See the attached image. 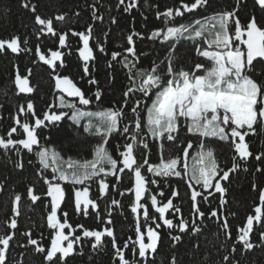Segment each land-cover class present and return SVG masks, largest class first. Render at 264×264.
<instances>
[{
  "label": "trees",
  "instance_id": "16d2710c",
  "mask_svg": "<svg viewBox=\"0 0 264 264\" xmlns=\"http://www.w3.org/2000/svg\"><path fill=\"white\" fill-rule=\"evenodd\" d=\"M25 0H0V40H10L19 37L21 48L19 53L10 50L0 52V138L9 139L8 133L13 127L17 132L13 133L11 139H26V134L19 124L29 123L35 128V120L42 119L45 114H59L68 112L69 115L58 122H45L35 128L38 144L33 146V151L23 149L21 145L0 148V235H12L10 248L7 253V264H48L44 254L37 253L35 246L27 243L28 237L25 233H31L40 246L46 251L51 246V238L54 230L47 225V216L50 212V197L47 196L48 184L45 180L60 183L65 189V200L59 210V219L64 222V212H67V220L70 227L66 232L81 237L74 244L73 254L65 258L62 264H119L116 255L117 248L124 253L129 264H172L173 259L177 264H264V205L260 204L258 190L253 191L252 185L256 184L258 189L264 187V176H261L256 168L264 170V164L255 160V155L264 153V127L256 126V131L250 133L246 142L250 145L253 156L247 162L239 161L240 167L235 172H230L228 181H220L226 188L223 194L225 203L221 204V194L215 192L214 188L204 190L200 185H194L195 190L201 191L202 195L197 198V205L204 217H198L192 209L191 192L193 183L187 176L183 175L184 158L182 149L191 142L193 147L188 149L189 156L187 164L191 169L193 158L199 151L198 140L204 142L213 149L214 156L222 171L229 170L233 163L234 148L230 141H220L216 138H198L186 131V124L181 118L179 132L176 133L177 141H167L166 138H153L148 132L146 125L147 109L155 99L156 93L167 86L171 78L167 75L168 57H173L174 67L177 71L184 69L202 75L203 69L197 70V63L209 66L211 64L206 58L196 54L194 49L200 46L207 49L208 45L203 39L193 43L188 39L176 41H162V38L150 39L153 31H166L167 26H179V24L192 25L196 20L205 22L206 18L215 16L223 11L235 9L237 0H209L210 6L198 8L192 13H184L183 16L174 17L170 22H165L157 14L169 8H177L182 0H135V7L125 11L132 0H125L120 4L119 0H28L30 4H36V12L25 9L22 5ZM247 7L238 10L241 23L247 22L250 17L255 16L260 24H264V12L259 11L254 0H243ZM39 14L42 18L53 20L56 35L41 31V26L35 24V16ZM63 15V21L56 20L57 16ZM115 20V23H113ZM91 28L89 45L93 49L94 59L89 61L90 72H83L84 62L79 57V50L83 43L79 35L73 33H86ZM230 32L234 33V25L230 26ZM133 33L136 57L131 56L126 50L130 47L127 36ZM65 36V46L59 44V36ZM27 41L24 44L23 41ZM174 43L175 52L169 48ZM239 43V42H235ZM103 48L104 51L100 49ZM37 49L46 58L51 57L52 51L62 53L63 67L61 61H56L53 69L39 59ZM119 53L117 60H112V54ZM136 64L134 68H126V62ZM260 60V58H257ZM254 64L257 61L253 62ZM264 64V61H260ZM111 65V67L109 66ZM152 66H158L162 77L159 89L153 88L147 96L140 92H133L129 97L124 93L129 87H136L129 79L138 70H149ZM27 76L29 86L33 88L32 93H19L14 80L16 74ZM67 76L81 89L85 97L91 100L87 106L79 104V98H71L65 95L68 102L75 103L84 112H103L108 109H123V116L119 123V131L108 136L105 145L113 159L117 160V170L114 174L94 177L86 182L89 187V197L97 203V209L89 206V214L77 212L74 205V189H82L84 185H72L64 181L54 180L52 167L67 169L69 160L84 163L95 158V148L103 143V138L97 135L95 129L99 127L100 121L96 117H84L78 123L71 119V110L60 107L61 94L55 87V77ZM96 80L90 84L89 80ZM139 81H137L138 83ZM100 92L101 99H95V93ZM139 101L138 116L132 112V108ZM33 104L32 113L26 110L27 103ZM25 108L21 113L20 108ZM139 118L143 130L137 135L134 156L137 164H141V172L146 179V192L141 200L143 208L134 214L131 207L135 201V193L132 190L135 184L134 169L119 171L122 165L120 151L124 150L126 143H131L132 135L136 134L135 121ZM91 123L92 128L84 131ZM124 126L130 131L123 133ZM143 143H142V142ZM148 145L145 148L143 145ZM47 148L49 152L48 169H44L37 156V151ZM58 153L60 159L52 163L51 154ZM181 157L179 166L182 176H156L147 171L148 165L142 164L146 158L149 164H159L161 159L169 157ZM264 159V157H262ZM23 164L22 168L17 164ZM247 168L248 171H244ZM106 171L110 167L105 165ZM108 184L105 195L99 192L100 180ZM155 180L156 183H151ZM215 182V181H214ZM33 189V194L39 199L35 202L28 196V189ZM176 192L178 195L172 196ZM163 193V195H161ZM20 195L21 201L18 205L19 215L13 212L15 196ZM155 195L157 206H162L167 200H173V209L165 213V218L172 219L174 225H178L180 219L189 221V230L180 233L178 227L172 229L163 225L159 219V213L151 205V196ZM207 197V199H205ZM115 200L118 204H113ZM262 208L260 222L254 220L253 231L250 241L254 244L252 250H245L237 243L240 229L246 226L248 216L255 217V208ZM180 209L176 212L174 209ZM147 209L149 217L143 215ZM216 211L217 216L212 217L211 212ZM110 213V215H109ZM98 214V215H97ZM16 219L17 228L11 229L9 224ZM111 223H108V221ZM196 221L199 232L192 231V221ZM227 220L230 227L228 232L231 239L226 238L222 221ZM141 227L147 243V229H156L160 234V241L156 253L140 258L136 240V228ZM82 226V227H81ZM110 228L115 236L116 247H113L112 237H103L100 247L94 249L92 244L94 238L84 237L85 230L104 231ZM172 235H180L181 241H172ZM127 244L125 248L124 245ZM235 247L237 251H232ZM228 256V260L224 257Z\"/></svg>",
  "mask_w": 264,
  "mask_h": 264
},
{
  "label": "snow or ice",
  "instance_id": "6c2138e0",
  "mask_svg": "<svg viewBox=\"0 0 264 264\" xmlns=\"http://www.w3.org/2000/svg\"><path fill=\"white\" fill-rule=\"evenodd\" d=\"M120 4H124L125 0H119ZM254 4L258 6L259 11L264 12V0H254ZM25 9H30L36 12V4H30L28 0L22 5ZM135 0L128 5L125 11L135 7ZM210 6L209 0H182L180 6L173 9L169 8L166 11L157 14V18L161 16L165 22H170L174 17L183 16L184 13H192L198 8ZM242 7H247L243 0H237L235 9L232 11H223L215 16L206 18L205 22L196 20L195 24L199 25L198 28H193L192 25L179 24V26H167L166 31H153L150 39L162 38V41H176L180 39H188L193 43L203 39V42L208 45L207 49L197 46L194 51L197 55L206 58L211 62L209 66L197 63L195 68L197 70L203 69L202 75H196L194 72L180 69L177 71L174 67L173 57L169 56V63L167 65V75L171 77L167 81V86L159 90L155 99L152 101L151 106L147 109L146 125L147 132L153 138H166L167 141H177L176 133L179 132V125L181 118L186 124V131L198 138H216L220 141H230V146L234 148L233 163L229 170L221 172L217 160L214 156L213 149L208 146L204 139L198 140L199 151L193 158V165L189 169L187 158L189 156L188 149L193 147L191 142H187V147L182 149L184 158V171L183 175L187 176L193 183H189V187L193 188L191 192L192 209L198 217H204V212L200 210L197 205V198L202 195L201 191L195 190L194 185H200L204 190L214 188L215 192L221 194V204L225 203L223 194L226 188L222 186L220 181H228L230 172H235L239 167V161L247 162L253 156L250 151V145L246 142L245 138L256 131V126L264 127V24H260L255 16L244 24L238 15V10ZM56 20L63 21V15L57 16ZM115 23V20H113ZM35 24L41 26V31L56 35L53 20L42 18L41 15L35 16ZM234 25V33L230 32V26ZM79 35L83 43V47L79 50V57L84 62L83 72L88 75L90 72L88 62L94 59L93 49L89 45L91 28L86 33H73ZM139 35L133 33L127 36V43L130 47L126 50L131 56L136 57L133 36ZM65 36H59V44L65 46ZM235 42H239L238 44ZM27 44V41H23ZM172 52H175L176 46L174 43L169 44ZM10 50L12 53H19L21 48V41L19 37L10 40H0V52ZM104 51L103 48L100 49ZM36 54L39 59L51 68H56V61H61L60 66L63 67L62 53L59 51H52L51 57L46 58L37 49ZM119 53L112 54V60H117ZM260 58V60H257ZM257 61L256 64L253 62ZM111 67V65H109ZM126 68L136 67L135 63L126 62ZM136 87H129L124 93L125 97H129L130 93L140 92L145 96L153 88L159 89L162 83V77L158 71V66H152L149 70H138L129 77ZM137 81H139L137 83ZM90 84H95L96 80L90 79ZM14 84L19 93H32L33 88L29 86V79L27 76H22L17 73L15 76ZM55 87L59 93L64 94L59 97L60 107L71 110L70 119L74 123H78L84 117H96L99 119V127L95 129L97 135L102 136L103 143L95 148V158L91 161L80 163L77 161L69 160L67 162L68 168L52 167L54 173V180L64 181L72 185H84L82 189H74V205L77 212H83L85 215L89 214V206L93 210L97 209V203L94 199L89 197V187L86 182L92 180L94 177L104 175H111L117 170V160L113 159L105 145L108 143V136L114 132L119 131V123L123 116V109H108L103 112H84L77 107L75 103L68 102L67 97H78L79 104L87 106L91 100L85 97V94L67 76L55 77ZM95 99H101L100 92L95 93ZM139 101L136 106L132 108L133 113L138 114ZM26 110L28 113L35 115L33 111V104L27 103ZM20 112L24 113L25 108L22 106ZM68 112H60L59 114H45L42 119L35 120V128L45 124V122H58L63 117L68 116ZM17 124L23 129L26 134V139L13 140L11 136L17 132V128L13 127L8 133L9 139L0 138V148L7 149L9 146L21 145L23 149L29 152L33 151V146L38 144L35 128L30 127L29 123ZM92 125L89 124L84 128V131H89ZM136 134L132 135L131 143H126L124 150L120 151L123 167L119 171L123 172L124 169H133V165H137L134 169L135 184L132 189L135 193V201L131 207L132 213H138V210L143 208L144 205L141 200L146 192V179L141 172V164H137V159L134 156L135 144L137 142V135L143 130L139 118L135 121ZM123 133L130 131L128 126H124ZM142 142V141H141ZM143 143V142H142ZM148 147L146 143L143 145ZM37 156L44 169L50 167L49 152L47 148L37 151ZM264 153L255 155V160L264 164ZM60 159L58 153L51 154L52 163ZM142 164H147V171L156 176H176L181 177L182 172L179 168L181 164V157H169L167 160L161 159L159 164H149L146 158L143 159ZM105 165L110 167V171H106ZM17 167L22 168L23 164L18 163ZM244 171H248L247 168ZM256 171L264 176V170L256 168ZM215 181V182H214ZM48 184L47 196L50 197V212L47 216V225L54 230V235L51 238V246L46 251L45 247L40 246L39 242L32 238L31 233H25L28 237L27 243L35 246L37 253L44 254V259L48 264H62L65 258L73 254L74 244L79 242L81 237L76 236L70 239L65 235V229L70 227L67 220V212L63 213L65 217L64 222L58 218V211L61 204L65 200V189L60 183H54L51 180H45ZM151 183H156L155 180ZM253 191L258 190V197L261 205H264V187L258 189L256 184L252 185ZM108 190V184L103 179L100 180L99 192L103 196ZM163 195V193H161ZM178 193L173 192L172 196ZM28 196L33 202L37 201L39 197L33 194V189H28ZM207 199V197H205ZM21 201V196H15V206L13 212L19 215L18 205ZM113 204H118L113 200ZM158 201L155 195L151 196V205L155 211L159 213V219L163 221V225L169 229L178 227L180 233L189 230V221L180 219L178 225L173 224L172 219L165 218V213L169 209H173V200L169 199L162 206H157ZM176 212L180 209L175 208ZM255 217L248 216L246 226L240 229V235L236 238L237 243L243 246L245 250H252L254 244L250 241L249 237L253 231L254 220L261 221L262 208H255ZM98 215V214H97ZM110 215V213H109ZM144 217H149L148 210L143 212ZM216 211L211 212L212 217H216ZM108 223H111L109 220ZM192 231L199 232L200 228L196 226V221L192 222ZM9 227L11 229L17 228L16 219H12ZM82 227V226H81ZM161 227L156 224V228L149 227L147 229V243H145V236L141 232V227L136 228V240L133 241L134 245H138V255L140 258H146L149 252L156 253L158 243L160 241V234L156 229ZM230 225L227 220L222 221V228L225 230L226 238L231 239V234L228 232ZM84 237H92L95 243L92 244L94 249L102 244V238L112 237L113 247H116V241L113 231L106 228L104 231H90L83 232ZM172 241L179 243L181 241L180 235H172ZM261 239L264 240V233L261 234ZM13 240L12 235H0V264H7V253L10 248V241ZM65 241H67L65 245ZM127 247V244L124 245ZM232 251H237L235 247ZM116 255L119 259V264H129L125 258L124 253L119 248L116 250ZM228 256L224 260H228ZM172 264H177L175 258ZM231 264V262H229Z\"/></svg>",
  "mask_w": 264,
  "mask_h": 264
},
{
  "label": "rangeland",
  "instance_id": "374dc122",
  "mask_svg": "<svg viewBox=\"0 0 264 264\" xmlns=\"http://www.w3.org/2000/svg\"><path fill=\"white\" fill-rule=\"evenodd\" d=\"M71 98H76V97H71ZM91 124V123H88V125ZM58 218H59V211H58ZM67 228L65 229V235H68L69 238L71 235H69L67 232H66ZM67 241H65V245H66Z\"/></svg>",
  "mask_w": 264,
  "mask_h": 264
}]
</instances>
